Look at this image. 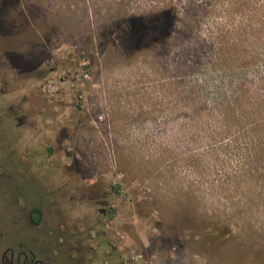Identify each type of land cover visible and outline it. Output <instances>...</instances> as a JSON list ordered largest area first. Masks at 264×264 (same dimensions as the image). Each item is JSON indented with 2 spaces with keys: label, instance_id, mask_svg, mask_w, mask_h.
Segmentation results:
<instances>
[{
  "label": "rangeland",
  "instance_id": "1",
  "mask_svg": "<svg viewBox=\"0 0 264 264\" xmlns=\"http://www.w3.org/2000/svg\"><path fill=\"white\" fill-rule=\"evenodd\" d=\"M261 106L264 0H0V264H264Z\"/></svg>",
  "mask_w": 264,
  "mask_h": 264
},
{
  "label": "trees",
  "instance_id": "2",
  "mask_svg": "<svg viewBox=\"0 0 264 264\" xmlns=\"http://www.w3.org/2000/svg\"><path fill=\"white\" fill-rule=\"evenodd\" d=\"M175 17H176L175 9L174 8H168V9L161 10L160 14L157 15L155 17V19H153L151 21L144 20L142 17L128 18L125 20V27L127 30H133V31H136L139 33H147L148 31H151L154 27L159 26L160 24L162 25L163 28L166 27L168 29V28H170V26H172L174 24ZM233 101H234L233 99L230 100L231 103H233ZM223 103H224V108H225L226 107L225 102H223ZM258 105H257V103L254 102V103H251L249 108L251 110H255L254 113H256L257 112L256 108L258 107ZM259 109L261 112L264 111L263 106H261ZM33 212H36L39 214L38 209H34ZM107 214H108V211H107ZM210 224H211L210 227L212 229V230H210V232L216 239H219V240L223 239L229 231L228 230L229 228L226 226L217 227V226H215L214 223H210ZM105 264H107V262Z\"/></svg>",
  "mask_w": 264,
  "mask_h": 264
},
{
  "label": "built area",
  "instance_id": "3",
  "mask_svg": "<svg viewBox=\"0 0 264 264\" xmlns=\"http://www.w3.org/2000/svg\"><path fill=\"white\" fill-rule=\"evenodd\" d=\"M89 71L84 70L80 71L78 73H75L71 76V78H66V76H60L59 81L61 84H69L71 87H74L76 89V93L78 95L79 101L83 102L86 98L82 92L81 88H77L78 85H81L80 82H83L84 79H87L89 76ZM115 188L117 192H122V188H118L117 185H115ZM108 215L111 217L110 219H114L116 217V210L113 206H110L108 209ZM148 261L144 259L143 255L138 252L135 248L128 247L126 250H123L122 255L120 256V264H146ZM152 261H150V264Z\"/></svg>",
  "mask_w": 264,
  "mask_h": 264
},
{
  "label": "flooded vegetation",
  "instance_id": "4",
  "mask_svg": "<svg viewBox=\"0 0 264 264\" xmlns=\"http://www.w3.org/2000/svg\"><path fill=\"white\" fill-rule=\"evenodd\" d=\"M21 117H23V116L21 115ZM18 120L21 121V118H18ZM21 254H23V258L22 259H21ZM13 256H14L13 250L10 249V258L8 260L9 264H38V263L41 262L39 259H33L32 257L28 258L27 255L24 252L17 253L15 262H14V257Z\"/></svg>",
  "mask_w": 264,
  "mask_h": 264
}]
</instances>
